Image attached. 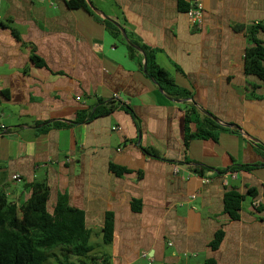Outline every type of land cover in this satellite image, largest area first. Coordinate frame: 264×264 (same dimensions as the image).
I'll list each match as a JSON object with an SVG mask.
<instances>
[{"label":"crops","instance_id":"obj_1","mask_svg":"<svg viewBox=\"0 0 264 264\" xmlns=\"http://www.w3.org/2000/svg\"><path fill=\"white\" fill-rule=\"evenodd\" d=\"M67 1L1 0L0 192L17 203L30 196L24 184L43 181L52 208L64 194L83 211L90 235L99 231L98 262L105 255L107 264L208 257L264 264V86L245 68L247 29L255 26L264 42V0H200L198 26L187 17L188 0H85L107 18ZM96 15L154 49L192 97L170 100L129 56L121 30L113 35ZM191 101L201 115L240 130L219 129L216 140L195 137L185 147ZM95 108L100 113L76 120ZM232 189L243 195L236 220L224 211ZM107 212L113 238L105 245Z\"/></svg>","mask_w":264,"mask_h":264},{"label":"trees","instance_id":"obj_2","mask_svg":"<svg viewBox=\"0 0 264 264\" xmlns=\"http://www.w3.org/2000/svg\"><path fill=\"white\" fill-rule=\"evenodd\" d=\"M70 7H87L85 0H68ZM187 10V7H186ZM106 27L115 36L120 35L119 28L109 19H102ZM257 28L249 27L246 32L250 47L245 51V68L247 73L256 75L264 86V42L257 37ZM131 44L140 47L145 57V74L154 80V83L161 88L170 98L189 99L192 93L175 83L174 79L155 60V50L140 42L131 32L127 31ZM126 43L129 56L133 58L142 69L143 62L141 55L136 48ZM34 61L37 65L42 62L37 57ZM127 106V105H126ZM125 106V107H126ZM107 111L101 110V113ZM100 113L98 108L93 112L79 114L77 121L89 119ZM184 146L192 138H212L216 140L217 131L229 129L219 125L213 116L201 115L195 102H185L184 118ZM189 122H195L197 129L190 132ZM65 123H55V126H64ZM145 152L151 153L145 149ZM248 169L250 166L245 165ZM110 169L120 173L122 168L111 164ZM232 169V168H231ZM234 169V168H233ZM24 188L30 191V196L19 202L8 200L5 192H0V264H49V258L53 257L56 264H107V257L102 255V261L98 257L90 256L93 246L89 244L90 229L86 228L84 213L81 209L71 206L64 194H59L55 200L53 210L49 211V189L43 181H33L24 184ZM248 193H254L249 190ZM243 195L236 190H228L224 193V211L229 219L236 220L239 214L240 202ZM133 209L138 210L139 206L133 204ZM222 231L216 232L214 239L209 246L216 249L222 239ZM102 243L109 244L113 238V214H105L103 227L101 229ZM89 256V258H87ZM72 257L74 259H72ZM203 264H216L212 257L205 258Z\"/></svg>","mask_w":264,"mask_h":264},{"label":"built area","instance_id":"obj_3","mask_svg":"<svg viewBox=\"0 0 264 264\" xmlns=\"http://www.w3.org/2000/svg\"><path fill=\"white\" fill-rule=\"evenodd\" d=\"M0 3H1V0H0ZM187 4H188V6H187L186 14H187L188 19L190 20V22H192L193 24L198 26L200 24L201 18H202V3H201V1L200 0H188ZM119 103H121L122 106L128 105L126 102L119 101ZM0 128L3 129L4 126L1 125ZM228 174L231 177H235L234 171L229 170ZM19 177L20 176L18 174H14L12 176V178L16 179V180H19ZM202 181L207 182L208 179L203 178ZM252 205H254V206L258 205V201H254L252 203ZM143 254L146 255V253H143Z\"/></svg>","mask_w":264,"mask_h":264},{"label":"rangeland","instance_id":"obj_4","mask_svg":"<svg viewBox=\"0 0 264 264\" xmlns=\"http://www.w3.org/2000/svg\"><path fill=\"white\" fill-rule=\"evenodd\" d=\"M47 207H48L49 211L53 210L50 202H48ZM89 244L93 246V250H92L93 252L90 254V256H94L95 254L97 255V252L100 251L99 249H101L99 246L101 244V237H100L99 231H95L93 233V235L91 236V238L89 240ZM87 258H89V256ZM72 259H74V258L72 257ZM48 263L49 264H56L53 257L49 258ZM139 264H148V259L147 258L142 259L139 262ZM155 264H157V263H155Z\"/></svg>","mask_w":264,"mask_h":264},{"label":"water","instance_id":"obj_5","mask_svg":"<svg viewBox=\"0 0 264 264\" xmlns=\"http://www.w3.org/2000/svg\"><path fill=\"white\" fill-rule=\"evenodd\" d=\"M87 3H88V5L90 6V8H92V10H93L96 14H98V15L104 17V18H107L106 15H105L104 13H102V12H100L99 10H97L96 8H94V7L92 6V4H91L89 1H87ZM120 30H121V32H122L123 37H124L125 40L127 41V43H128V44H131V42L128 41V39H127V36H126V34H125L124 29L120 27ZM131 45H132L134 48H136L139 52L142 53V55H143V61H142V62H143V67H142V69H143V72H145V57H144V54H143L141 48H140V47H137V46H135V45H133V44H131ZM150 79H151V78H150ZM151 80H152V82H154L153 79H151ZM159 89L161 90L160 87H159ZM169 99H170V100H173V101H175V102H181V101H182V100H180V99H172V98H170V97H169ZM203 112H204V111H203ZM204 113H205V112H204ZM214 120L217 121L216 118H214ZM223 125L228 126V127H234V128H236V129L240 130V127H239L238 125H235V124H228V123H226V124H223Z\"/></svg>","mask_w":264,"mask_h":264}]
</instances>
